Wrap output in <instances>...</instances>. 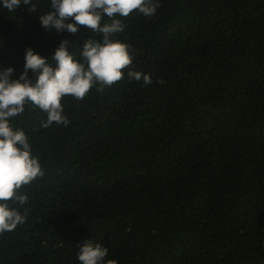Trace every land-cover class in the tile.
Listing matches in <instances>:
<instances>
[{
    "label": "trees",
    "instance_id": "obj_1",
    "mask_svg": "<svg viewBox=\"0 0 264 264\" xmlns=\"http://www.w3.org/2000/svg\"><path fill=\"white\" fill-rule=\"evenodd\" d=\"M152 17H117L136 71L82 100L70 123L12 118L44 176L20 191L27 221L0 235V264H79L92 239L117 264H264V0H159ZM0 9V66L23 71L29 47L79 51L86 26L49 32L50 0ZM111 22L110 20L108 21ZM98 36V37H97Z\"/></svg>",
    "mask_w": 264,
    "mask_h": 264
},
{
    "label": "clouds",
    "instance_id": "obj_2",
    "mask_svg": "<svg viewBox=\"0 0 264 264\" xmlns=\"http://www.w3.org/2000/svg\"><path fill=\"white\" fill-rule=\"evenodd\" d=\"M21 4L35 12L33 0H0V9L13 13ZM159 6V0H50L51 10L39 15L41 27L74 34L86 26L99 38L86 39L76 53L69 50V41L62 39L50 58L29 47L18 77L13 67L0 66V235L26 223L24 206L29 196L20 189L44 176L29 135L14 127L12 118L31 105L46 113L42 127L54 122L66 127L70 121L62 98L82 100L94 87L103 91L120 81L126 68L130 80L152 84L150 74L130 67L134 59L130 46L115 36L125 30L117 17H128L133 11L152 17ZM108 255L107 247L90 239L79 246L76 258L79 264H117L106 260Z\"/></svg>",
    "mask_w": 264,
    "mask_h": 264
}]
</instances>
